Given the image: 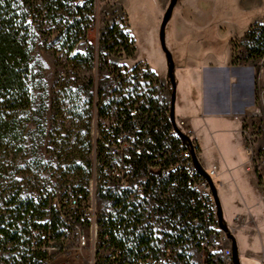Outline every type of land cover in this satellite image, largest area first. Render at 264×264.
Returning <instances> with one entry per match:
<instances>
[{
  "label": "rangeland",
  "instance_id": "1",
  "mask_svg": "<svg viewBox=\"0 0 264 264\" xmlns=\"http://www.w3.org/2000/svg\"><path fill=\"white\" fill-rule=\"evenodd\" d=\"M94 1V15L86 30V38L79 40L71 53L65 51L57 31L53 35L45 33L39 47L33 51L32 74L28 82L30 103L24 113L23 149L6 160L0 170V192L17 190L22 200L44 198L48 202L55 195L73 189H82L87 193L93 179L94 165L90 131L95 115L99 114V106L112 108L121 99H132L135 92L131 90L133 77L130 73L136 71L138 66L149 67L160 81L167 82L158 29L169 0ZM260 1L208 0L210 25L204 32L205 38L196 34L202 38V42L197 44L192 42L196 36L187 32L177 33L174 22L178 18L179 7L174 8L165 28V41L175 66L187 53L196 51L226 57L229 42L233 56L239 62H250L255 67V102L258 106V89L264 88V61H246L245 41L238 38L227 41L226 37L230 33L240 36L247 30L250 17L256 13L250 8ZM188 4L196 7L195 0H188ZM113 24L131 37L133 55L127 56L117 48L112 53L102 49L104 39L101 33L107 25ZM220 26L226 28L223 29L225 35L216 37ZM90 46L92 57L88 55ZM100 50H103L101 55ZM167 85L170 94L168 82ZM101 86L105 94L99 95ZM180 119L188 124L176 111L174 123ZM256 129L260 133H255ZM241 131L245 161L239 167L224 166L216 146L206 133L203 134L206 147L201 145V155L199 146L194 153L205 171L215 169L211 179L217 188L226 224L236 239L240 263L264 264V115L256 120L248 115ZM250 136L253 138L249 139ZM86 170L87 184L80 188ZM93 191L95 195V189ZM85 197L83 193L82 198ZM101 204L96 199L97 209ZM5 208L3 205L2 209ZM44 212V218L39 221L41 225L49 219L48 210ZM42 231V228L33 231L34 237L42 240ZM79 234L85 236L84 245L78 240ZM221 234L226 236L222 241L223 247H231L226 233ZM91 238L93 236L86 223L74 231H67L60 243L47 241L45 246L50 258L44 264H93ZM23 249V246H19L16 251L3 253L0 249V254L9 259L8 264H28Z\"/></svg>",
  "mask_w": 264,
  "mask_h": 264
},
{
  "label": "built area",
  "instance_id": "2",
  "mask_svg": "<svg viewBox=\"0 0 264 264\" xmlns=\"http://www.w3.org/2000/svg\"><path fill=\"white\" fill-rule=\"evenodd\" d=\"M259 61H264V55ZM130 76L133 77L131 90L135 92L132 99H121L109 108L108 114L94 117L90 131L93 179L85 199L79 191H69L55 195L51 203L44 198L33 201L43 209L52 205L68 219L76 213L83 224L87 223L93 236V264H233L231 247L222 245L226 236L218 226L209 184L195 168L189 147L171 124L167 82L160 81L152 70L143 66L136 67ZM257 97L259 105L255 103L249 114L254 120L264 115V88L258 89ZM175 124L191 138L196 152L199 145L186 121L176 120ZM255 133L260 131L256 129ZM132 151L147 161L146 172L141 176L134 175ZM206 172L210 177L215 175L214 168ZM99 188L105 197H97ZM172 189L191 192L190 210L184 219L196 227V235L202 236L188 239L190 229L185 222L181 223V213L174 216L178 223L171 225L173 213L165 209L164 203ZM113 195L119 196V204L115 205ZM96 199L102 203L100 209L96 207ZM123 206L126 208L122 209ZM101 217L128 220L127 224L114 227L116 234L149 237L148 244L139 245L142 254L131 261L118 260L119 252L105 242L108 238L99 223ZM171 235L184 239L172 241ZM42 238L44 243L50 241V231L43 232ZM78 240L85 244L84 235L79 234ZM35 245L36 241L32 240L31 246ZM42 250L47 254L46 262L50 252L45 245Z\"/></svg>",
  "mask_w": 264,
  "mask_h": 264
},
{
  "label": "trees",
  "instance_id": "3",
  "mask_svg": "<svg viewBox=\"0 0 264 264\" xmlns=\"http://www.w3.org/2000/svg\"><path fill=\"white\" fill-rule=\"evenodd\" d=\"M94 8V0H0V170L6 160L16 156L23 149L24 113L30 103L28 82L32 74L33 51L39 47L40 40L45 33L53 35L57 31L61 35L65 51L71 53L76 43L86 38V30L92 21ZM101 38L104 39L101 42L103 43L102 49L108 53L114 52L115 48L123 51L127 56L134 53L131 37L117 24L107 25L101 33ZM243 40L247 52V57L244 58L246 61L262 58L264 55V25L251 26ZM102 51H99L100 55ZM88 55L93 56L91 46ZM233 62L239 63L235 57ZM98 94H105L103 86L100 87ZM91 98H94L92 94ZM99 107L100 116L108 114L110 107L102 105ZM131 160L134 165V175L145 174L146 159L136 156L132 151ZM84 173L86 174L82 175L80 188L87 184V170ZM166 188L167 185L163 187L164 190ZM71 191H79L87 196L86 191L82 189ZM18 194L17 190L9 193L0 192L1 252H13L18 250L19 246H23V253L27 254L28 264H44L47 254L42 250V246L46 245L47 241L44 243L43 238L42 240L36 239L33 231H38V228L43 229L42 234L50 231V240L60 243L67 231H74L75 226L82 225L83 221L76 213L71 214V219H68L63 216L64 212H59L50 205L46 208L49 219L41 225L39 221L44 218L45 209L38 206L33 199H20ZM97 197H105L101 188L97 191ZM118 197L117 195L112 197L115 205L119 204ZM190 198L191 192L184 189H172V193L165 199L164 206L167 211L173 213L174 219L171 220V225L175 226L178 223L174 216L181 213V223L185 222L190 229L188 239L191 237L196 239L199 235H196V227L184 219L190 210L188 203ZM3 205L5 209H2ZM124 208L126 206L122 207ZM99 223L107 233L108 240L105 242L109 243L114 251L119 252L118 260L127 262L135 256L137 258L142 254L138 250L139 245L149 243V237L116 234L113 231L117 224H127L128 220L114 221L101 217ZM103 235L105 234H101L100 237H104ZM169 238L177 241L184 239V236L179 238L177 235H171ZM32 240L36 241L35 246H31ZM8 261L9 259L4 254H0V264H8Z\"/></svg>",
  "mask_w": 264,
  "mask_h": 264
},
{
  "label": "crops",
  "instance_id": "4",
  "mask_svg": "<svg viewBox=\"0 0 264 264\" xmlns=\"http://www.w3.org/2000/svg\"><path fill=\"white\" fill-rule=\"evenodd\" d=\"M207 1L195 0V8L188 4V0L177 1L174 7H179L178 18L174 22L177 33L187 32L188 35L198 34L205 38L204 32L210 25ZM250 9L256 13L250 17L247 30L240 36L230 33L227 41L231 38L241 40L251 26L264 23V2L261 0ZM223 29L226 28L218 27L216 37L225 35ZM198 35L192 39L194 44L202 42ZM228 47L226 57L207 51L203 54L198 51L187 53L175 66L174 74L176 91L179 88L175 112L187 120L192 137L200 147V155L201 145L204 148L207 145L203 136L206 133L216 146L224 166L230 168L239 167L245 161L241 130L256 103V70L250 62L234 63L229 42Z\"/></svg>",
  "mask_w": 264,
  "mask_h": 264
},
{
  "label": "water",
  "instance_id": "5",
  "mask_svg": "<svg viewBox=\"0 0 264 264\" xmlns=\"http://www.w3.org/2000/svg\"><path fill=\"white\" fill-rule=\"evenodd\" d=\"M178 0H169V3L163 13L159 29H158V42L160 45V49L162 53L164 54L165 57V66H166V80L170 85V121L172 126L174 127L176 133L179 135V137L186 143V145L189 147V150L192 154V161L197 169V171L207 180L211 194L216 206V216H217V221H218V226L219 228L226 233L227 237L231 241V250H232V263L233 264H241L240 259H239V253H238V246L236 239L234 235L230 232V229L228 228L226 221L223 216V211H222V206L220 203V199L218 197L217 193V188L212 181L211 177L208 175V173L203 169L201 164L199 163L194 150L192 148V143L190 138L182 133L174 123V116H175V99H176V79H175V74H174V69H175V64L174 60L172 57L171 52L166 46V41H165V28L169 20L171 19L172 12L174 7L176 6Z\"/></svg>",
  "mask_w": 264,
  "mask_h": 264
}]
</instances>
